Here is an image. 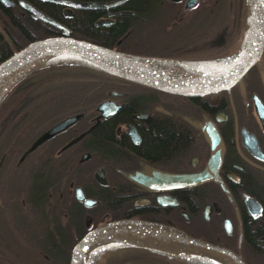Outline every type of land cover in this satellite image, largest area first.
Masks as SVG:
<instances>
[{"label":"flooded vegetation","instance_id":"af4514ba","mask_svg":"<svg viewBox=\"0 0 264 264\" xmlns=\"http://www.w3.org/2000/svg\"><path fill=\"white\" fill-rule=\"evenodd\" d=\"M68 1L96 6L0 0V62L44 23L29 8L52 6L57 17L40 12L68 35L215 69L237 53L248 10V0ZM75 80L55 91L50 103L60 115L49 123L40 84H15L0 101V263L37 264L42 248L65 250L99 224L138 219L264 264V47L235 85L198 97L114 75ZM68 117L65 128L42 139ZM196 175L205 179L185 180ZM75 187L90 205L75 198ZM43 195L51 207L47 231L37 226ZM134 249L117 250L119 262L96 264H200Z\"/></svg>","mask_w":264,"mask_h":264},{"label":"water","instance_id":"95a60500","mask_svg":"<svg viewBox=\"0 0 264 264\" xmlns=\"http://www.w3.org/2000/svg\"><path fill=\"white\" fill-rule=\"evenodd\" d=\"M40 1L67 8L96 6L68 0ZM29 9L37 20L61 30V33L29 41L0 62V101L28 71L56 62L83 64L156 90L198 97L235 85L258 60L264 47V0H248L240 47L234 56L215 69L202 68L205 67L202 64L135 55L71 37L62 25L38 10ZM102 105L98 109H102ZM72 119L68 117L55 123L42 134V139L65 128ZM203 179L204 176L196 175L185 180L196 183ZM74 192L75 198L84 205L92 203L84 199L79 187H75ZM113 247L149 249L202 264H247L228 248L162 223L138 219L113 220L84 232L70 248L65 264H89L95 253Z\"/></svg>","mask_w":264,"mask_h":264},{"label":"trees","instance_id":"16d2710c","mask_svg":"<svg viewBox=\"0 0 264 264\" xmlns=\"http://www.w3.org/2000/svg\"><path fill=\"white\" fill-rule=\"evenodd\" d=\"M55 7V6H54ZM40 11L44 12L45 14L49 15L50 17H57L58 14L55 11V8H52V6H46L45 8H40ZM56 13V14H53ZM55 15V16H53ZM40 25L37 26V34L32 38V40L40 39L46 36H52V35H59L58 32H56L51 26L45 24V23H39ZM69 36L83 39L86 41H90L92 43L107 46L104 43L92 40L86 36H84L82 33L78 31H70ZM72 69H75L73 71ZM85 73L89 74V77L93 75H111L106 72H103L99 69L86 66L83 64L78 63H71V62H56V63H48L44 64L42 66L36 67L34 69H31L26 74H24L22 77H20L15 84L19 83H33V84H40L41 86L38 87L41 93V100L43 101V108L44 106L47 108V111L43 112L42 119L46 123H49L53 121L56 116L60 115V113H56L53 110L59 109L60 107L53 106L50 101L54 100L55 97V91L61 92V90L66 89L70 84H76V77H83L85 76ZM15 84L9 89H13ZM8 90V92H9ZM30 90V89H29ZM29 90L27 92H29ZM36 89L31 88L30 92L34 93ZM7 92V93H8ZM5 94V96L7 95ZM40 205V215H37V226H40L43 230L47 231L49 227V218L47 215V212L51 210V207L48 202V198L43 195ZM191 235V234H190ZM81 235H75L70 241L68 247L65 250H55V249H45L42 248L39 251V254L37 256V264H65L68 252L72 245L76 242V240ZM195 237V235H191ZM55 236H51V241L53 242V238ZM130 248L127 247H113L108 250L107 255H103V262H119L122 259L119 258V256H116L117 250H129ZM134 250L144 252L150 256L154 254H161V256L170 259L171 261L175 262H195L193 260L170 255L167 253H162L158 251H151L141 248H135ZM152 254V255H151ZM148 255H145L143 258L148 259ZM153 257V256H152ZM142 258V257H141ZM2 264V263H0ZM31 264H36L35 262H31Z\"/></svg>","mask_w":264,"mask_h":264},{"label":"rangeland","instance_id":"374dc122","mask_svg":"<svg viewBox=\"0 0 264 264\" xmlns=\"http://www.w3.org/2000/svg\"><path fill=\"white\" fill-rule=\"evenodd\" d=\"M109 249H104L97 255L96 259L91 264H96L98 262H103V255L105 252H107Z\"/></svg>","mask_w":264,"mask_h":264},{"label":"bare ground","instance_id":"6f19581e","mask_svg":"<svg viewBox=\"0 0 264 264\" xmlns=\"http://www.w3.org/2000/svg\"><path fill=\"white\" fill-rule=\"evenodd\" d=\"M98 254H99V253H95V254L91 257V259H90V261H89V264H91V263L96 259V257H97ZM203 264H212V263H203Z\"/></svg>","mask_w":264,"mask_h":264},{"label":"snow or ice","instance_id":"6c2138e0","mask_svg":"<svg viewBox=\"0 0 264 264\" xmlns=\"http://www.w3.org/2000/svg\"><path fill=\"white\" fill-rule=\"evenodd\" d=\"M89 203H91V202H89Z\"/></svg>","mask_w":264,"mask_h":264}]
</instances>
